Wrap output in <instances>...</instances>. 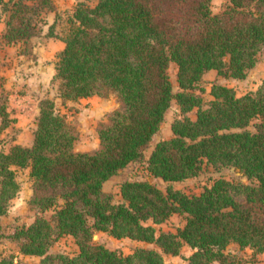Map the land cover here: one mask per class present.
Wrapping results in <instances>:
<instances>
[{
    "label": "trees",
    "instance_id": "1",
    "mask_svg": "<svg viewBox=\"0 0 264 264\" xmlns=\"http://www.w3.org/2000/svg\"><path fill=\"white\" fill-rule=\"evenodd\" d=\"M89 1H80L69 17V34L56 36L65 44L55 64L60 96L64 104L114 96L121 107L100 125L99 148L77 152V129L54 100L41 101L32 145L15 144L0 154V242L1 219L21 191L16 168L30 170L37 217L11 238L22 255L42 257L40 264H165L164 255L179 256L185 245L194 250L189 264H236L226 253L231 244L264 255V82L243 97L220 84L213 85L210 102L198 94L211 71L243 80L256 66L264 53V0H230L221 15L213 13V0ZM0 6L4 14L12 9L7 45L29 42L37 33L35 19L44 10L58 12L56 0H0ZM172 63L178 67L176 94ZM174 101L181 115L173 137L157 143L148 159V172L168 184L166 191L149 181H127L123 202L115 204L105 184L145 160ZM0 117L2 130L14 122L6 104ZM256 120V130H248ZM205 165L237 168L253 184L220 178L200 195L174 187ZM50 211L52 220L43 217ZM175 214L186 217L185 227L158 233L155 225ZM97 232L154 243L161 252L118 254L92 243ZM67 235L80 253L49 255L54 240ZM0 264L25 263L10 257Z\"/></svg>",
    "mask_w": 264,
    "mask_h": 264
},
{
    "label": "rangeland",
    "instance_id": "2",
    "mask_svg": "<svg viewBox=\"0 0 264 264\" xmlns=\"http://www.w3.org/2000/svg\"><path fill=\"white\" fill-rule=\"evenodd\" d=\"M8 2V0H4ZM82 0H56L57 24L51 12L44 10L40 17L35 19L37 24L36 35L27 43L19 42L16 45H7L4 36L8 30L12 9L6 14L0 6V107L6 104L9 118L14 121L9 128L2 130V118L0 117V154L8 153L20 138L24 145L29 143L31 133L37 129L36 110L39 109L41 101L45 99L54 100L59 111L66 115L79 133L75 144V150L94 151L99 148L100 139L98 129L100 125L107 122L110 113L121 107L119 100L111 96L110 98L81 99L63 103L60 96V82L56 77L55 64L57 56L62 50L63 44L58 37H66L71 26L68 23L69 17L74 12L77 4ZM84 1V0H83ZM96 0H90L93 6ZM231 4L230 0H213L212 10L215 15H221ZM53 28V29H52ZM55 34L52 37L50 34ZM58 33V35H56ZM169 75L173 85L174 93L180 90L178 84V67L172 63L169 68ZM264 82V53H260L256 66L251 69L247 77L243 80L234 79L220 75L217 71H211L205 75L201 87L204 91H199L206 102L213 100L211 95L214 84H220L235 90L239 97L248 94H255L259 91ZM40 114V109H39ZM181 115L180 109L173 102L172 109L168 112L166 121L161 130L156 134L150 147L145 151L144 161L133 163L108 181L105 185L107 194L112 195L115 204L123 202L121 187L127 181H149L155 184L162 191H166L168 184L160 178H155L148 172V159L154 147L160 141L173 137L172 124ZM39 116V115H38ZM196 111L190 113L192 119H196ZM259 121H254L248 130L254 132ZM77 147V148H76ZM78 149V150H77ZM17 180L21 186V191L9 208V212L2 217L3 235L0 242V258L15 257L16 262L25 264H40L42 257L22 255L19 250V243L11 237L23 227L30 226L36 220V212L31 209L33 195V181L29 169H16ZM253 184L237 168L221 167L215 169L210 165H205L202 172L195 178L184 182L175 183V188L188 194L200 195L206 188L212 187L217 179ZM52 211L43 215L48 220H52ZM148 225H153L152 221ZM186 225L184 215L175 214L168 221L161 225H155L157 232L178 233ZM94 245H102L106 248L122 255L133 254L139 248L154 249L161 252L156 244H148L131 239H117L106 232H97L93 237ZM80 253L76 240L72 236H63L54 240L49 255L64 254L74 257ZM194 250L185 245L179 256L164 255L165 264H189L188 259ZM226 253L234 256L236 264H264V255H256L251 249H241L237 244H231Z\"/></svg>",
    "mask_w": 264,
    "mask_h": 264
},
{
    "label": "crops",
    "instance_id": "3",
    "mask_svg": "<svg viewBox=\"0 0 264 264\" xmlns=\"http://www.w3.org/2000/svg\"><path fill=\"white\" fill-rule=\"evenodd\" d=\"M50 15H55L54 16V22H53V24L51 25V26H53V25H56L57 23V16H56V14L55 13H51ZM56 35H58V33H56ZM60 42L63 44V46H62V50L65 48V44H64V42L62 41V40H60ZM61 50V51H62ZM60 51V52H61ZM59 52V53H60ZM54 70H56V69H54ZM96 98H99V97H92V98H89V99H91V100H95ZM38 115H39V109H37L36 110V114H35V118H37L38 117ZM30 137V140H29V143L27 144V145H24L23 144V140H22V138H20L19 139V141L16 143V144H19V145H22V146H25V147H30L31 145H32V143H33V139H34V131L31 133V136H29ZM77 148V147H76ZM78 150V149H77ZM79 152H80V150H79ZM81 152H89L88 150H85V151H81Z\"/></svg>",
    "mask_w": 264,
    "mask_h": 264
},
{
    "label": "water",
    "instance_id": "4",
    "mask_svg": "<svg viewBox=\"0 0 264 264\" xmlns=\"http://www.w3.org/2000/svg\"><path fill=\"white\" fill-rule=\"evenodd\" d=\"M105 187H106V185L104 186V191L106 190ZM105 192H106V191H105Z\"/></svg>",
    "mask_w": 264,
    "mask_h": 264
}]
</instances>
